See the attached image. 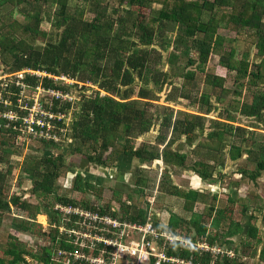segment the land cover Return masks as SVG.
Returning <instances> with one entry per match:
<instances>
[{
	"label": "trees",
	"instance_id": "16d2710c",
	"mask_svg": "<svg viewBox=\"0 0 264 264\" xmlns=\"http://www.w3.org/2000/svg\"><path fill=\"white\" fill-rule=\"evenodd\" d=\"M84 1H91L90 4L95 9L100 6L102 12L95 13L94 18L89 22L78 20L79 24L77 25L75 17H71L68 13L67 7L70 0H0V10L8 4L25 5V8L19 9L20 14L26 20V23L20 27L33 41L36 36L46 37L47 35L46 32L39 30L41 14L44 13L47 5H56L57 9L52 13L51 26L58 31L61 30L58 41L55 42L49 38L41 49L35 47L32 42L24 43L26 48L20 49L16 45L10 44V41L15 39L14 34L18 31L16 24L2 23L0 25V61L8 66L10 73L30 68L46 71L55 76L62 74L73 79L78 75L79 79L76 81L83 85L87 82L97 84V89L91 96H82L80 115L71 126L74 144L70 145L73 146L70 153L84 154L87 164L97 166L108 165L109 161L110 163L114 161L113 157L115 156L117 158L130 155L141 164L160 160L165 166L163 168L165 173L163 184L166 193L182 198L183 210L189 214V217L184 218L171 214L166 225L160 226L159 220L155 219L154 226L174 235H178V231L186 228L187 231L192 230L194 233L190 238L193 244L200 240L209 246L223 247L226 245L225 247L230 249V239L242 234L240 222L232 220L224 210L214 211V206L210 205L207 206V216L210 221L205 222L206 215L194 211L195 203L204 194L198 190L181 189L171 182L168 175L169 168H178L192 170L202 180L212 179L214 166L203 160L197 162L194 160L192 164L188 165L186 154L180 153L179 150L173 151L169 147L175 139L181 136H184L185 141L191 145L196 137L204 133L206 120L204 115L215 110L209 102L208 96L205 94L200 96L202 107L199 106V109L203 111L200 112L202 114H190L172 109L167 111L161 120V128L164 131L156 137L157 144L164 145L161 150L144 142L135 148L129 143V136L133 134L136 123L138 124L136 131L138 135L147 132L152 124V119L147 116L145 107L152 101H157V94L162 90L167 80L166 72H161L156 68L162 62V50H167V47L172 45V50L168 52L166 61L170 67H174L173 75L191 79L192 88L196 91L198 82L194 81V73L192 71L183 73V68H178L175 65L177 60L185 56L186 66H195L199 72L207 74L203 67L207 65L211 55L216 54L220 67L228 72L235 71L236 79L246 78V86L255 88L256 91L251 92L249 102L242 100L239 105L237 104L238 106H234L230 102L227 107L223 108L218 117L222 120L211 121L214 129H217L208 132L206 139L211 143L215 142L220 150L227 136L238 137L241 144L251 141L247 146L251 145L252 147L244 148V151L247 157L255 163V168L251 172L240 169V174L255 180L261 172H264V139L257 148L253 147L254 140H256L254 136H260L259 130L264 129V74L261 73V69L264 67V58L251 64L246 59L239 62L233 61L235 51L233 49L223 51L224 38L218 32L219 26L225 28L228 23H232L235 29L243 33L252 32L257 39L255 44L258 54L264 55V0H163L162 2L159 0H116L115 2L119 6L118 8L113 7L111 13L118 15V27L113 33L111 31L115 22L112 15L105 14L107 4L112 0H107V2L104 0ZM159 2L160 7L154 9L153 5ZM222 7H230L231 13L228 21L221 22L220 25L219 21L215 22L214 14ZM202 9L208 10L211 14L207 22L200 18ZM102 17L107 20L101 22ZM49 18L50 16L47 17V19ZM167 29L176 31L171 42L159 38L162 32ZM158 40L161 41L159 43L161 51L154 48L148 49ZM190 51L195 52L193 57L190 56ZM102 60H105L106 64H102ZM176 69H180L179 72H174ZM24 81L31 87H35L38 82H41V80L28 75ZM135 81H138L140 86L136 91V97L132 98L135 94L132 86ZM41 83L44 87H51L55 90H68L66 86L56 85L46 78ZM211 83L215 85L216 81ZM150 85L154 87V90L149 89ZM10 90L13 93L17 89L12 85ZM221 93L217 101H222L226 97L224 91ZM233 93L241 94L237 90ZM180 95L183 98H189V95L185 93ZM9 98L13 99L14 97ZM173 98L175 97L171 99ZM137 104H140L139 108ZM68 105L66 103L65 108ZM53 109H57L56 104ZM1 110L2 108H0ZM240 116L247 119L253 118L257 120L258 124L251 126L252 130L241 126L237 124ZM0 124L4 125V120L0 119ZM4 128L0 127V133L4 132ZM8 130L13 133L10 129ZM168 132L170 133L169 137ZM245 134H249V137H245ZM0 143L6 144L4 141ZM41 143L45 145V149L56 146L43 141ZM241 144L238 146L231 144L229 151L231 160H236L242 155ZM209 146L212 147L211 144ZM108 149H111L114 156L112 154L104 156ZM10 154L13 152L4 147L0 148V164L4 160L7 161V156ZM223 159L224 156L220 155V163L224 162ZM66 170L63 154L28 160L22 168V172L32 178L30 193L41 199L52 196L57 179ZM11 172L12 166H8L6 172L0 170V222L5 214H10L12 209L25 210L26 217L12 216L14 217L12 225L21 233L32 238L44 240L43 237H48L49 244L38 246L37 253H31L25 249V243L12 236L15 241L0 251V264H28L25 256L34 259L39 264H60L53 261L54 254L59 249L71 251L74 247L65 242L66 235L60 234L58 227L63 226L65 229L74 227V220L63 223L60 221L58 213H54L53 216L47 217L51 231L47 235L41 232L40 225L44 221L42 220L45 215L44 208L31 206V204L21 201L20 196L17 195L6 196V179ZM133 187V192L128 193L124 201L119 193L113 192L114 200L119 205L118 212H111L110 205L100 206L98 202L93 204L87 200H75L66 196H57L54 201L57 204L98 211L101 214L107 213L118 217L119 220L143 224L146 213L145 205L140 202L138 206L133 203L128 204V202H132L134 196L141 198L144 195L146 182L139 174L136 175ZM71 189L80 193L93 190L100 195V188L88 182L83 183L80 173H77L73 178ZM257 211H262V208L259 207ZM212 212L215 213L211 215ZM73 219L76 217L73 216ZM253 220H255L254 216L250 215L249 227L245 233L249 240L243 243L244 246L249 245L251 240L255 241L256 246L261 244L258 229L252 223ZM231 250L234 253L232 258L220 255L214 257L208 252L200 253L194 245L188 249L178 242H173L166 248V254L182 260H191L193 264H210L211 261L214 264H245L239 260L240 251L234 247ZM96 254L95 252L94 255ZM255 255L256 249L251 252L250 257ZM218 259L223 260L220 262ZM258 259L264 263V246L258 253Z\"/></svg>",
	"mask_w": 264,
	"mask_h": 264
},
{
	"label": "rangeland",
	"instance_id": "374dc122",
	"mask_svg": "<svg viewBox=\"0 0 264 264\" xmlns=\"http://www.w3.org/2000/svg\"><path fill=\"white\" fill-rule=\"evenodd\" d=\"M104 1L107 2V0ZM115 1L116 0L109 1L107 4L108 7L105 9V14L107 16L112 15V18L115 22L111 33H113L118 27V15L111 13L113 7L118 8L119 6ZM159 1L162 2L163 0ZM160 2L155 3L153 8L158 9L160 7ZM90 3L91 1L85 2L84 0H70V3L67 7L68 13L71 15V17H75V23L77 25L79 24L78 20L82 22H89L94 18L95 13L99 11L102 12L99 8L100 6L95 9V7H93ZM23 7L25 8V5L13 6V4H8L7 6L2 7L0 10V25L2 23H15L16 27L18 28V31L14 34L15 39L11 40L10 44L16 45L20 49H25V44L32 42L35 47L41 49L44 46L45 41L49 38L55 42L58 41L61 30L58 31L53 26H51V19L53 16L52 13L57 9L56 5H47L45 7L46 10L41 14L39 30L46 32L47 35L46 37L36 36L34 38L35 41H33L31 38H28L30 36L27 35V32L22 31V28L20 27L26 23L24 16L19 12V9ZM230 13V7L220 8L219 11L215 12L214 14V18L216 19L215 22L219 21L220 25L222 24L221 22L226 23ZM210 15L211 14L208 10L202 9L200 18L204 22H207ZM48 16H50V20L47 19ZM106 20L107 19L105 17L101 18V22ZM218 32L224 38L222 45L223 51L225 52L229 49H233L235 51L233 61L239 62L243 59H246L248 63L251 64L252 62H259L262 58H264V55H259L257 52V47L255 44V40L257 39L252 32L243 33L235 29L232 23H228L225 28H223V26H219ZM175 35L176 31H170V29H167L162 32L159 38H162V40L166 42H171ZM6 41L9 42V40ZM160 42L161 41L158 40L157 43H153L148 47V49L154 48L157 51H161L162 49L159 46ZM171 50L172 45L168 46L167 50L161 51L163 59L162 62L156 66L157 70L166 72L167 80L163 85L162 90L157 94V101L154 100L145 107L147 116L152 119V124L150 125V128L147 132L142 135H138L136 134L138 129V124L136 123L134 125L135 130L133 134L129 136V143L137 148L142 142H144L146 144H151V147L153 145L154 147H157L159 150H161L164 145L157 144L156 137L164 131L161 128V120L167 111L172 109L174 111L182 110L190 114H202L200 113L202 110L199 109V106L202 107V99L200 96L203 94L207 95L209 102L212 104L215 110H212L208 115L203 114L206 117L204 122V133L201 136L196 137L191 145L185 141L184 136H181L175 139L173 144H171L169 147L173 151L179 150L180 153L186 154L188 165L192 164L194 160L196 162L199 160L207 161L209 165L214 166L213 177L207 181L202 180L201 178L196 177V174L192 170L178 168H169L168 175L170 176L171 182L181 189L196 190L197 187H199L197 190L201 191L204 196L197 200L194 205V211L206 215L204 217L205 222L210 221L207 216L208 205L214 206V211L218 209L224 210L228 217L232 218V220L236 222H240L243 230L242 234L234 236L230 239V249L234 247L240 251L241 257L239 260L245 264H264L258 259V253L264 246V172H261L260 176H258L255 180H251L247 176H241L239 171L241 169L251 172L255 168V163L247 157V154L244 151V148L252 147L251 145L247 146V144H250L251 141L250 143L245 142V144H241V140L238 137L227 136V139L223 142L220 150L215 142L211 143L206 139L208 132L217 129H214L211 121L222 120L218 117L223 111V108L227 107L230 102H232L234 106H238L239 102L242 100H247V102H249L251 99V92L256 90L255 88L246 86V78L236 79L237 76L235 71L228 72L226 69L220 67L218 64V55L216 54L211 55L209 62L205 67H203L205 68L204 70L207 71V74L204 72H199V69H196L195 66H186L185 56H182L177 60L175 65L178 68H183V73L190 71L194 73V81L198 82V85L197 91L193 90L191 79L173 75L174 67H170L166 61L168 52ZM194 55L195 52L190 51V56L193 57ZM101 63L106 64V61L102 60ZM179 70L180 69H176L174 72H179ZM261 71V73L264 74V67L261 69ZM9 73L8 66L4 65L2 61H0V76ZM214 77L217 79H213ZM74 78L75 79L70 78L74 81L71 84L69 83V87H67L68 94L72 100L70 103H68V107L65 108L66 104L62 106L66 112V116L69 117L70 124H72L80 115L82 96H91L97 89V84H91L90 82H87L83 85L82 83L76 81V79H79L78 75H76ZM212 81H216V84L212 85ZM56 85L62 86V84L58 83H56ZM132 86L135 91V94H133L132 98H135L136 91L138 90L140 83L135 81ZM148 87L150 90H154L152 85ZM31 90L32 89L28 90L29 93H31ZM221 90L226 93V97L222 101H217V98L220 96V94H222L221 92H223ZM235 90L240 91L241 94L236 95L233 93ZM181 93L189 95V98L186 99L181 97ZM41 95L46 96L44 92H41ZM170 97L175 98L171 99ZM137 106L139 108L140 104H137ZM237 124L252 130L251 126H256L258 122L253 118L247 119L243 116H240L238 117ZM255 131L258 132V130ZM259 132L260 133L258 134H261L260 136H254L256 139L253 143L254 148H257L258 144H260V142L264 139V129L262 128L259 130ZM67 135L69 136V133H67ZM167 135L169 137L170 133L168 132ZM248 135L249 134H245V137H249ZM15 137L16 136L9 132L7 128H4V132L0 133V142H6V144L0 143V148L4 147L5 149L13 152V154L7 156V161L4 160L0 164V170L3 172H6L8 166H12V172L6 179L7 190L5 193L6 196H20L21 201L31 204V206H39L41 209L44 208L43 213L45 215L42 219L44 221L43 225L40 226L42 230L41 232H44L46 235L51 231L47 217L53 216L54 214V206L57 204L54 201L55 197L66 196L75 200H87L93 204L98 202L100 206L110 205L111 208H114L116 212H118L119 205L114 200L113 192L119 193L122 201H124L126 199V195H128V193H132L134 190L133 186L137 174H139V176L145 180L146 187L144 188L143 197L139 198L138 196H134L130 204L133 203L138 206V203L140 202L142 205H144L150 196H154V220H159V223H167V219L171 214H176L184 218L189 217V214L183 210L182 198L171 196L166 193L165 185L163 184V180L165 178L163 168H165V166L160 160L141 164L133 156L128 155V158L125 157L127 159H124L125 162H127V167L129 170L127 174H125V177H122V174L118 173L120 171L118 170V162L116 161L117 158L121 161L123 159L121 156L117 158L116 156L113 157L114 161L111 163L109 161L108 165L106 166H97L93 164H87L84 159V154L70 153V150L73 146H70L71 143H68L67 141L65 142L66 144L68 143L67 145L65 144L66 146L63 145L61 147L56 145L45 149V145L35 140H29L28 142H21L19 144L20 141H17ZM72 143L74 144V142ZM209 144H211L212 147L209 146ZM231 144H235L236 146L241 144L242 146V155L236 160H231L229 158ZM57 154H63L67 170L57 179L52 196L47 197L46 199L34 197L30 193V189L32 187V178L23 173L22 168L28 160ZM110 154L114 156V154L111 152V149H108V151L104 153V156H110ZM220 155L224 156L223 163H220ZM77 173L81 174L83 183L88 182L89 184L95 185V187H99L100 195H98V192L93 190H87L86 193L72 191L71 186L73 178ZM119 175H121V178ZM245 205L246 208L244 209ZM259 207L262 208V211H257ZM25 212V210L12 209L9 215L5 214L2 218L0 222V251L2 248H6L8 244L10 245L11 242L15 241L12 236L25 243V249L31 251V253H37L38 246L49 244L47 239L48 237H43L44 240L32 238L29 235L21 233L15 226L12 225V218H14L12 216L26 217ZM214 213L215 212H212L211 215ZM250 215L254 216L255 218L252 223L257 226L258 237L261 240V244L258 246H256L254 240H251L249 245H243L244 242L249 240L246 238L245 233L249 227L248 221ZM177 233L180 240L192 242L190 239L191 236L194 235L192 230L187 231L186 228H182ZM199 242L202 241L199 240L196 243ZM56 246H58V244H56ZM255 249L256 255L254 257H250L251 252ZM246 254L248 256H245ZM25 258L28 264H39L34 259H30L28 256H25ZM218 260L222 262L223 259ZM117 264H122L121 260H118Z\"/></svg>",
	"mask_w": 264,
	"mask_h": 264
},
{
	"label": "built area",
	"instance_id": "2783aa9c",
	"mask_svg": "<svg viewBox=\"0 0 264 264\" xmlns=\"http://www.w3.org/2000/svg\"><path fill=\"white\" fill-rule=\"evenodd\" d=\"M26 75L41 82L46 78L66 87L74 81L62 74L55 76L30 68L1 75L0 119L4 120L5 124H0V127L10 129L16 140L20 141L19 144L35 140L62 147L66 141L70 143L67 133L71 124L62 107L72 100L68 90L44 87L41 82L31 87L24 81ZM12 85L17 89L13 93L10 90ZM29 89H32L31 93ZM41 92L46 96H42ZM55 104L57 109H53ZM154 198L150 196L144 204L146 213L143 224L119 220L118 217L107 213L55 204L53 213H58L61 222L74 220V227H58L59 233L66 235L65 242L73 245L74 249H59L54 254L53 261L60 264H117L118 260H121L122 264H193L191 260H182L166 254V248L173 242H178L188 249L194 245L200 253L208 252L214 257L234 256L233 251L225 246H209L205 242L193 244L191 241L180 240L178 235L157 229L153 224ZM111 212L116 210L111 208ZM73 216L76 219H73ZM210 264L214 262L211 261Z\"/></svg>",
	"mask_w": 264,
	"mask_h": 264
},
{
	"label": "crops",
	"instance_id": "0c3cea01",
	"mask_svg": "<svg viewBox=\"0 0 264 264\" xmlns=\"http://www.w3.org/2000/svg\"><path fill=\"white\" fill-rule=\"evenodd\" d=\"M71 126H72V124H71ZM69 138H70V143L71 144H73L72 142H74V138H73V135H72V128H70V130H69ZM21 146V145H20ZM125 157H127V156H123V159L120 161L118 158H117V162H118V170L120 171V172H118L119 174H122V177H125V174H127V172H128V170H129V168L127 167V162H125V159H127V158H125ZM125 158V159H124ZM104 169H107V168H104ZM129 174V173H128ZM196 177H198L197 175H195ZM119 177L121 178V175H119ZM127 182V181H126ZM199 187H197V189H198ZM196 189V190H197ZM195 190V189H194ZM201 192V191H200ZM155 211V210H154ZM168 220V219H167ZM161 226H163V225H165V224H167V223H162V222H160L159 223ZM260 261V260H259ZM261 262V261H260ZM263 263V262H262Z\"/></svg>",
	"mask_w": 264,
	"mask_h": 264
}]
</instances>
